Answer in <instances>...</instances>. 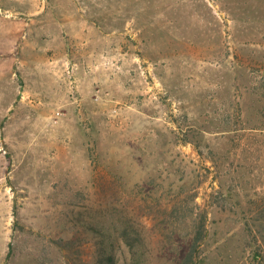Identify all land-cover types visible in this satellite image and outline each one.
Returning <instances> with one entry per match:
<instances>
[{
  "label": "rangeland",
  "instance_id": "obj_1",
  "mask_svg": "<svg viewBox=\"0 0 264 264\" xmlns=\"http://www.w3.org/2000/svg\"><path fill=\"white\" fill-rule=\"evenodd\" d=\"M257 75L264 0H0V264H94L102 214L264 264Z\"/></svg>",
  "mask_w": 264,
  "mask_h": 264
},
{
  "label": "trees",
  "instance_id": "obj_2",
  "mask_svg": "<svg viewBox=\"0 0 264 264\" xmlns=\"http://www.w3.org/2000/svg\"><path fill=\"white\" fill-rule=\"evenodd\" d=\"M250 92L253 96L264 99V75L254 76ZM124 215L112 223H109L111 220L109 217H113L110 215L102 214L100 218L89 216L87 223L92 224L90 229L95 237L94 264H119V262L120 264H151L148 240L141 234L139 224ZM103 220L108 223L106 227L102 225ZM98 224L100 227H97ZM201 230L202 225L196 227L193 236L187 241V249L182 254L174 256L170 260L171 264H198L200 256L195 250L203 241ZM120 246L126 251L124 259L118 254ZM254 259L260 262L258 255L254 256Z\"/></svg>",
  "mask_w": 264,
  "mask_h": 264
},
{
  "label": "bare ground",
  "instance_id": "obj_3",
  "mask_svg": "<svg viewBox=\"0 0 264 264\" xmlns=\"http://www.w3.org/2000/svg\"><path fill=\"white\" fill-rule=\"evenodd\" d=\"M11 16H12V15L8 12V13H7V17H11Z\"/></svg>",
  "mask_w": 264,
  "mask_h": 264
}]
</instances>
